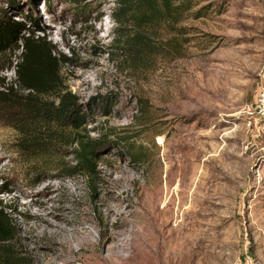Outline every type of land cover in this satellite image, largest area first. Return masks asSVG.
I'll return each instance as SVG.
<instances>
[{
  "label": "rangeland",
  "instance_id": "374dc122",
  "mask_svg": "<svg viewBox=\"0 0 264 264\" xmlns=\"http://www.w3.org/2000/svg\"><path fill=\"white\" fill-rule=\"evenodd\" d=\"M115 1L0 0L1 18L15 11L34 38L72 58L62 78L98 141L91 185L64 169L74 129L19 151L5 120L18 109L0 106V177L12 189L0 198L15 222L16 249L25 264L99 263L102 231L124 232L133 244L147 230V193L165 184L168 169L176 204L177 182L192 179L183 216L174 213L166 227L184 218L194 231L200 245L188 264H264V0H188L177 22L147 29L153 47L131 71L130 59L109 48ZM19 54L0 53V67L12 59L0 83L25 93L13 85ZM100 96L105 114L94 104ZM187 161L194 175L181 173ZM108 207L124 210L127 224L112 226Z\"/></svg>",
  "mask_w": 264,
  "mask_h": 264
},
{
  "label": "trees",
  "instance_id": "16d2710c",
  "mask_svg": "<svg viewBox=\"0 0 264 264\" xmlns=\"http://www.w3.org/2000/svg\"><path fill=\"white\" fill-rule=\"evenodd\" d=\"M186 5L188 0H116L110 13L114 31L109 48L122 51L125 54H122V60L130 59L128 69L133 70L153 47L151 33L147 29H154L161 23L171 25L177 22L189 7ZM14 12L6 19L0 17V53L20 48L12 66L15 73L13 85L27 91L18 93L16 88L5 86L3 81L0 83V106L11 103L18 109L16 114L5 118L17 130L15 147L19 151L27 147L24 150L27 151L32 142L44 144L42 141L49 139L50 135L57 137L60 134L58 128L70 127L75 131L70 141L73 144V162L64 167L65 172L67 175L81 172L93 185L98 141L89 135L85 127L89 120L81 118V107L61 72L64 65L72 63V58L56 51L45 39L34 38L24 21L12 19ZM23 31L29 34H21ZM6 62L7 66L0 67V70L12 65L11 57L6 58ZM100 100L94 104L103 108L107 96H100ZM102 112L105 114L104 108ZM46 130L50 132L46 133ZM9 185L10 181L0 177V192L11 191ZM6 207L0 198V264H25V255L15 247L18 232Z\"/></svg>",
  "mask_w": 264,
  "mask_h": 264
},
{
  "label": "bare ground",
  "instance_id": "6f19581e",
  "mask_svg": "<svg viewBox=\"0 0 264 264\" xmlns=\"http://www.w3.org/2000/svg\"><path fill=\"white\" fill-rule=\"evenodd\" d=\"M18 20L21 19L19 18ZM43 28L49 30V28ZM159 141H162V138H159ZM194 165L191 161H187L180 169L181 173L190 171L191 175H194L196 167ZM165 175L167 178L165 184L159 185L156 189H152L147 193L146 210L151 214L152 218L151 224L146 227L148 230L153 226V229L148 231L145 230V227L140 229V235H138L133 244L132 240L128 241L125 237L124 232H115L107 229L102 231V247L105 253L100 255L99 263L97 264H124L129 258L137 259V264L192 263L200 243L196 237L192 236L194 231L188 226L189 223H185L184 218H181L175 225L166 230L174 213L175 216H183L184 212L180 213V203L184 199L185 192L189 189L192 179L183 187L180 185L182 183L181 180L177 182L176 191L179 201L176 204L173 194L169 193V181L171 179L168 180V169ZM168 193L169 195L167 196ZM114 198L120 200L119 202L123 201L119 195H114ZM111 208H107L109 223L112 226L127 224L126 220L121 218L125 211L121 209L118 215H115ZM86 233L89 236L91 234L87 231Z\"/></svg>",
  "mask_w": 264,
  "mask_h": 264
}]
</instances>
